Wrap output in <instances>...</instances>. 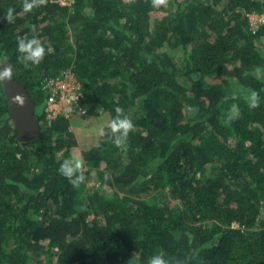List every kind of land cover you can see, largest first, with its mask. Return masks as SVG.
Instances as JSON below:
<instances>
[{
    "label": "trees",
    "instance_id": "1",
    "mask_svg": "<svg viewBox=\"0 0 264 264\" xmlns=\"http://www.w3.org/2000/svg\"><path fill=\"white\" fill-rule=\"evenodd\" d=\"M253 11L264 0H49L31 13L0 0V58L43 131L16 138L0 83V264H147L157 253L264 264V23L251 28ZM34 34L51 52L25 67L16 38ZM66 66L85 114L111 120L120 106L135 125L123 150L101 133L81 150L78 186L58 172L78 148L73 116L48 122L41 89Z\"/></svg>",
    "mask_w": 264,
    "mask_h": 264
},
{
    "label": "clouds",
    "instance_id": "2",
    "mask_svg": "<svg viewBox=\"0 0 264 264\" xmlns=\"http://www.w3.org/2000/svg\"><path fill=\"white\" fill-rule=\"evenodd\" d=\"M56 2L62 3V0H56ZM48 3L49 0H22V11L24 13H31L41 6H46ZM171 3L172 0H150V5L156 9H167L170 7ZM3 18L9 23H14L16 18L15 9L13 7H8L4 12ZM33 32H35L34 27ZM16 39L17 52L19 53L17 60L25 67L30 65H40L44 61L46 55L51 52V49H46L43 41L35 34L31 37L28 35L17 36ZM12 75V66L7 63V58H0V83L10 80ZM233 98L235 99V97ZM15 99L20 103H23L20 96H17ZM225 99H227V97H225ZM244 99L250 109L259 107L260 98L257 91L250 90L244 96ZM115 113L116 115L114 118H112L106 125V129L101 130V135H107L118 149L123 150L130 133L135 130V125L122 107L117 106L115 108ZM239 117V107L238 105L233 104L227 111L225 118L228 122H232L239 119ZM58 172L61 176L66 178L69 183L74 186H78L85 180L84 161L81 158L65 159L60 164ZM147 264H186V258L181 259L180 257H166L163 253H157L148 258Z\"/></svg>",
    "mask_w": 264,
    "mask_h": 264
},
{
    "label": "built area",
    "instance_id": "3",
    "mask_svg": "<svg viewBox=\"0 0 264 264\" xmlns=\"http://www.w3.org/2000/svg\"><path fill=\"white\" fill-rule=\"evenodd\" d=\"M62 2L68 3L66 0ZM248 16L251 28L254 30L264 23V11L262 13L253 11ZM41 89L46 95L48 122H52L60 114L71 118L74 113L81 115L87 113V109L82 104L84 98L82 83L72 66H66L55 74L45 75Z\"/></svg>",
    "mask_w": 264,
    "mask_h": 264
},
{
    "label": "water",
    "instance_id": "4",
    "mask_svg": "<svg viewBox=\"0 0 264 264\" xmlns=\"http://www.w3.org/2000/svg\"><path fill=\"white\" fill-rule=\"evenodd\" d=\"M7 63L12 66L9 59ZM12 70L14 73L13 66ZM3 89L17 130L16 138L19 141H31L40 136L43 131L35 114L34 102L25 85L12 75L10 80L3 82ZM17 96L22 98L23 103L15 99Z\"/></svg>",
    "mask_w": 264,
    "mask_h": 264
},
{
    "label": "rangeland",
    "instance_id": "5",
    "mask_svg": "<svg viewBox=\"0 0 264 264\" xmlns=\"http://www.w3.org/2000/svg\"><path fill=\"white\" fill-rule=\"evenodd\" d=\"M69 2L70 0H68ZM109 121L108 113L100 116L73 114L70 128L78 139V148L74 153L75 158H80L81 150L98 140L103 125L108 124Z\"/></svg>",
    "mask_w": 264,
    "mask_h": 264
}]
</instances>
